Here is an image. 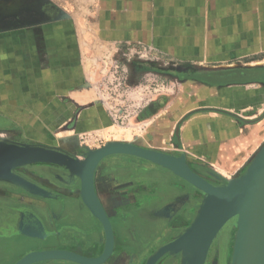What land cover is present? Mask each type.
<instances>
[{
	"label": "rangeland",
	"instance_id": "374dc122",
	"mask_svg": "<svg viewBox=\"0 0 264 264\" xmlns=\"http://www.w3.org/2000/svg\"><path fill=\"white\" fill-rule=\"evenodd\" d=\"M104 1L108 6L119 7L131 0H0V21L2 17L6 18L20 14L21 10H26V14H29L30 10L36 9L42 14L43 7L51 6L54 14L47 21L63 22L73 20L77 23V27L81 29V36L83 34V38L90 46L89 51L83 50V52L85 53V59L88 56V60H90V83L95 87V97L102 98L99 106L104 116L103 122L92 123V127H81V130L76 132V125L80 126L81 124L74 118L60 126L56 130L57 134L51 136L42 122L0 121V131L3 129L5 133H9L8 136L6 134L5 138H0V141L44 146L59 150L76 160L85 162L89 151L101 149L107 143L116 141L111 140L114 138L113 134L115 132H128L135 138L131 141L133 144L179 157L181 155L177 152L179 144L175 136V128L177 131L178 124L188 117L203 112H211L212 110L205 106H215L218 100L210 94V89L204 90L203 87L210 88L212 85H225L230 80L227 79V72L231 71L232 68H244L242 62H240L244 59L235 60L234 62L231 60H228L229 62L225 60L221 62L208 61V59L205 62L198 59L179 61L158 56L156 53L146 51L144 48H130L127 50L119 48V51L112 53L99 42L95 32L98 21L102 20L100 17ZM149 1L156 2L157 0ZM233 1L238 0H186L187 20L191 18L190 14H194L195 18L200 19L202 17L205 21L210 17V7L219 9V7L225 6L227 2ZM142 4H145V0H138V5ZM158 4L159 2L156 6ZM261 33H264V0H261ZM86 63L87 61L84 65ZM233 63H237L238 66H231ZM261 66H263L261 68L263 69L264 53H261ZM213 87L211 88L213 89ZM154 102H159V106L152 108ZM169 103H173V106L167 116L172 118L174 122L170 128V133L167 137H164L166 142L158 149L142 144L143 141H149L148 139L152 134L153 139L157 138L156 134L160 132L155 131V129L158 128L157 126L159 128L161 126V123L148 125L145 124V121L167 108L170 105ZM183 110L185 111L183 112ZM220 111L227 113L225 109ZM164 120L167 122L166 118ZM109 127H113L108 130L110 134L103 135L101 131ZM72 129L74 132L66 134L67 136L64 135L65 130L70 131ZM160 142H162V139ZM146 144L148 143L146 142ZM148 145H152L151 142ZM258 151L252 156L247 166L236 174L223 177L218 173L217 176L222 179L221 181L211 176L204 179L214 185H220L240 177L245 173ZM123 156L127 155H116L110 159L118 160V162L126 161V157ZM127 158L133 159L131 165L140 166L142 169L154 167L156 170H161L167 177L180 180H131L132 185L129 186L130 184H128L126 186L123 183H127V180L121 179L131 175L128 176V174L121 171L119 172L121 179L118 178L119 180L114 181L117 184L116 188L120 199L112 203L108 198L104 201L101 200L94 178L96 195L105 209L104 211L114 222L120 237L119 242L126 240L127 244L133 247L115 249L105 264H148L163 246L175 240L184 230L190 227L200 209V203L205 197L201 191L173 172L153 163L142 161L139 158H133V156H127ZM140 162H144V164L139 165ZM121 164L123 165V163ZM191 169L193 172L198 173L192 167ZM133 170L132 174L141 172L139 167ZM13 172L38 188L41 193L43 192V195L40 196L32 193L34 191L30 190L29 186L24 188L5 182L10 188H17L16 190L20 192L23 199L37 198L47 203H58L61 197L70 200V208H68L64 219L61 218L65 221L58 218L59 223L55 226L57 229L64 225L59 231L61 240L57 243L59 248L56 250L70 249L79 253L87 252L94 257L104 250V230L101 223L92 216L82 200L80 178L77 176L71 177L68 169L52 163L24 165L16 168ZM180 186L189 190L181 207L173 214L167 213L166 208L170 206L168 204L165 208L158 210L161 206L166 205L167 197L173 196L172 189ZM127 188H131L128 194ZM10 190L9 192L13 191ZM10 197V200L18 201V197H12V195ZM141 221L155 224L156 226L151 225L150 227L152 231L153 228L156 229L162 224L165 226L160 227L159 231L149 232L146 236L141 233ZM41 226L43 229L45 228L43 224ZM237 233L238 227L235 221L226 225L212 242L205 264H232ZM46 239H48L47 236L43 237L42 240L45 241ZM52 241L54 243H48L51 248L57 245L56 241ZM140 242H144L143 245ZM44 248L43 243L28 237L5 240L0 244V264H15L29 252L44 250ZM37 264L75 263L48 261ZM154 264H182V252L167 253L157 259Z\"/></svg>",
	"mask_w": 264,
	"mask_h": 264
},
{
	"label": "crops",
	"instance_id": "0c3cea01",
	"mask_svg": "<svg viewBox=\"0 0 264 264\" xmlns=\"http://www.w3.org/2000/svg\"><path fill=\"white\" fill-rule=\"evenodd\" d=\"M148 1L138 5V0H131L119 7L108 6L104 1L96 37L112 53L119 48H144L179 61L244 59L240 61L244 68L227 72L230 80L225 85H212L213 89L203 87L218 99L215 106L204 105L214 113L195 114L179 123L177 131L175 128L177 152L186 156L188 165L199 173L196 174L203 178H209L211 173L232 176L244 169L264 144L261 0L227 2L219 9L210 7V17L205 21L202 17L195 18L194 14L187 20L186 0ZM80 31L73 20L36 21L15 32L0 31V121L42 122L50 136L74 118L81 124L76 125L75 132L104 121L99 106L102 98L95 97L89 76L90 60L88 56L85 59L83 52L89 51L90 46ZM169 104L145 121L148 125L161 123L155 129L160 132L156 134L159 138L153 139L152 134L146 141L152 145L145 141L142 144L158 149L166 142L164 137L174 122L167 116L173 106ZM112 128L101 132L110 134L108 130ZM65 132L67 136L74 131ZM6 134L9 135L2 129L0 138ZM113 135L111 140L120 142L135 139L128 132ZM21 224L17 234L26 237L20 230ZM37 234H40L39 228L32 235ZM43 245L44 250L51 248Z\"/></svg>",
	"mask_w": 264,
	"mask_h": 264
},
{
	"label": "water",
	"instance_id": "95a60500",
	"mask_svg": "<svg viewBox=\"0 0 264 264\" xmlns=\"http://www.w3.org/2000/svg\"><path fill=\"white\" fill-rule=\"evenodd\" d=\"M117 143L119 142H109L103 147ZM98 150L89 151L87 154L89 155ZM154 153L157 159L144 158L136 153H109L102 156L96 166L98 167L104 159L113 155L133 156L173 172L205 195L200 203L197 216L190 227L184 230L175 240L163 246L148 264H154L157 259L167 253L176 254L180 252H182V264H205L212 242L226 225L232 221H235L238 227L232 264H264V145L255 155L244 174L220 185H214L193 172L183 154L175 157L156 150ZM87 158L85 159L87 160ZM35 163L58 164L68 169L71 177L77 176L80 178L81 197L84 204L92 216L101 223L103 230L106 228L107 235L111 236L105 209L95 192L94 178L97 168L89 176L85 172L83 161L76 160L59 150L39 145L0 141V181L10 182L24 188L29 186V189L34 191L32 193L42 196L43 192L41 193L38 188L13 172L18 167ZM210 176L219 181L222 180L217 174L211 173ZM234 196L238 197V201L223 214L217 227L208 235H204L202 228L211 214L221 208L223 204H227V199H231ZM39 227L41 228L42 226L39 225ZM24 236L43 239L41 234L32 235L24 232ZM110 248L111 243L110 245L108 244L107 238L105 251L93 261L98 262L96 264H101V262L105 261L109 255ZM47 254L49 255L45 259H40L34 264L48 261H68L82 264L72 261L73 259L66 257L64 254L67 253L62 251H54ZM26 257L27 254L22 257L24 260L21 258L22 260H18L15 264L25 263Z\"/></svg>",
	"mask_w": 264,
	"mask_h": 264
},
{
	"label": "flooded vegetation",
	"instance_id": "af4514ba",
	"mask_svg": "<svg viewBox=\"0 0 264 264\" xmlns=\"http://www.w3.org/2000/svg\"><path fill=\"white\" fill-rule=\"evenodd\" d=\"M43 9L44 10L42 14L40 13V11L34 9V10H30L31 12H29V14H26V10L23 11L21 10L20 14L18 15L8 16L6 18L2 17L0 21V31L3 30L6 31L8 29H12L13 32H15L18 30L19 27L27 23H34L36 21L37 22L45 21L48 18H52L54 13L51 6H45L43 7ZM157 106H159V102H154L152 108H156ZM123 157H126L125 158L126 161L118 162V160H114V159H108V160L105 159L102 163L99 164V166L96 169V173H95L96 188L98 195L102 201L108 198V200H110L113 203L115 200L117 201L118 199H120V196L118 195V190L116 188L117 184L115 183L116 182L115 180H119L118 178L121 179V177H119V172L121 171L124 172V174H128V176L131 175L129 177H126L125 179H121V180H127V183L126 182L123 183L126 186L128 184H130L129 186L132 185L131 180H180L177 178L175 179V178L167 177L161 170H156L154 167L151 168L147 167V169L144 168L142 169V167L140 166L134 164L131 165L133 163V159L127 158V156H123ZM121 163H123V165ZM142 164H144V162L139 163V165ZM137 167L141 168V172H138V174H132V172L134 171L133 169ZM30 179L36 180L32 178ZM10 189H12L13 191L9 192L11 191ZM16 189L17 188H10V186L7 185L5 182H0V244H2L5 240H12V239L15 240L16 238L18 239V237H21L17 234L18 224L20 222L27 223L29 221H33L38 226L39 225L41 226V224H43L45 227L44 229L43 227H41L42 229L40 234L43 235V237L47 236L48 239H46L45 241L43 240L42 241L36 240V241H39L44 244H48V243H54L52 241L54 240L56 241V244L59 243V241L61 240V238L59 237L60 236L59 231L62 227H64V225L61 228L59 227L57 229L55 228V226L58 225L59 219L61 221H65L62 219H64V216L68 208H70L69 207L70 200L66 197H61L60 200H58L59 201L58 203H51V202L47 203L37 198L26 200V198L24 199L22 198L20 192ZM130 189L127 188L128 190L127 194L130 193ZM188 191L189 190H186L181 186L176 188L174 187L172 189L173 196L167 197L168 201H166V205L161 206L160 208H158V210L165 208L167 204L172 205L173 209H169L167 213L173 214L181 207L184 199H186L185 197H187ZM11 195L12 197H18V201L16 202L10 200ZM56 213L58 214V217ZM78 215L80 216V214ZM110 220L114 226L113 220L111 218ZM79 221H83V220H79ZM141 222H142L140 224V227L142 228L141 233L142 235L145 234L146 236L149 234V232L159 231L160 227L165 226L162 224L161 226H158L156 229L153 228L152 231L150 229L152 224H149L147 221L144 222L141 221ZM152 226H156V225L153 224ZM114 229L116 235L115 249L117 248L123 249L126 247L133 248L127 244L126 240L124 242H119L120 237L115 226ZM140 243H142L143 245L144 242H140ZM56 246L59 248L58 244L55 245L54 247ZM58 248H54V249H58ZM80 254L91 256L90 253L87 252H81Z\"/></svg>",
	"mask_w": 264,
	"mask_h": 264
},
{
	"label": "bare ground",
	"instance_id": "6f19581e",
	"mask_svg": "<svg viewBox=\"0 0 264 264\" xmlns=\"http://www.w3.org/2000/svg\"><path fill=\"white\" fill-rule=\"evenodd\" d=\"M113 142H119V143H117L115 145H109V146L103 147V148L99 149L97 152H92L91 154L86 155V157H88V158H87L86 162H84V169H85V172L87 175L91 176L93 173V170L95 168H97L96 166H97L99 160L102 158V156L109 154V153H113V154H117V153H121V152L122 153H136L137 155H141L144 158L151 157L153 159H157V156L155 155L153 149L147 148L145 146L133 144L131 142H120V141H113ZM121 143H123V144H121ZM113 156H116V155H113ZM107 158H109V157H107ZM140 160L145 161L144 159H140ZM242 197H243V195H242ZM239 199H241V198H239ZM227 200H228V203L223 204V206L221 208L214 211L211 214V216L209 217V219L205 222L204 227L202 228V233L204 235H206V234L208 235L211 231H213L217 227L218 223H220L219 221H220L221 217L223 216V214L229 208H231L234 203H236L238 201V197L234 196L231 199H227ZM166 209H167L166 211H168L169 209H173V206L170 205ZM106 216H107V219L109 221L111 236H109V234L107 235L106 228H104V232H105L104 236H105V242H107V238H108V244L110 245V243H111V248L109 250V255L107 256V259L105 261L101 262V264H105L109 260L110 256L114 252L115 245H116V235H115V229H114L113 223L111 222L110 217L108 216L107 213H106ZM29 218H31V217H29ZM38 228H39V230H41V228L38 225H36L33 221H29L27 223L25 222V223H22L20 225V229L23 232L29 233V234H33V232H36L38 230ZM54 251H57V252L62 251L64 253H67V254H64L66 257L73 259L72 261H76L78 263L96 264L98 262H94L93 260H95L99 256H101L103 254V252L105 251V249L102 250V253L98 257L86 256V255L80 254L78 252H75L72 250H67V249L66 250L53 249V250L32 251V252H29L27 254V257H26L27 260L23 264H32V263L34 264V263H36V261H38L40 259H45L49 255L47 253H51ZM33 261H35V262H33Z\"/></svg>",
	"mask_w": 264,
	"mask_h": 264
}]
</instances>
